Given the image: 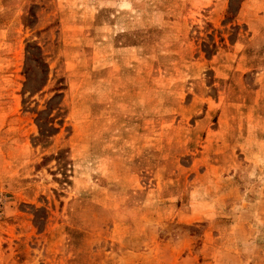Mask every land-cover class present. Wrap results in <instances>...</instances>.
<instances>
[{"label": "rangeland", "instance_id": "1", "mask_svg": "<svg viewBox=\"0 0 264 264\" xmlns=\"http://www.w3.org/2000/svg\"><path fill=\"white\" fill-rule=\"evenodd\" d=\"M0 264H264V0H0Z\"/></svg>", "mask_w": 264, "mask_h": 264}]
</instances>
